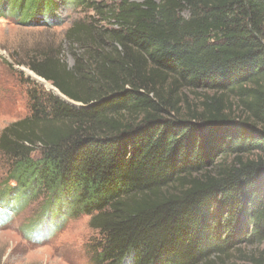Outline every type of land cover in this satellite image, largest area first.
I'll list each match as a JSON object with an SVG mask.
<instances>
[{"label":"trees","instance_id":"trees-1","mask_svg":"<svg viewBox=\"0 0 264 264\" xmlns=\"http://www.w3.org/2000/svg\"><path fill=\"white\" fill-rule=\"evenodd\" d=\"M54 1L5 0L31 26L60 23ZM70 1L87 13L65 35L73 65L29 68L81 107L29 92L0 134V205L44 195L56 230L89 216L96 264H216L255 245L264 264V0Z\"/></svg>","mask_w":264,"mask_h":264},{"label":"rangeland","instance_id":"rangeland-1","mask_svg":"<svg viewBox=\"0 0 264 264\" xmlns=\"http://www.w3.org/2000/svg\"><path fill=\"white\" fill-rule=\"evenodd\" d=\"M0 2L6 9L4 17L0 15L1 134L4 128L29 115V92L43 91L59 96L28 74L43 80L30 70L29 65L46 53L60 58L71 67L72 50L65 35L70 26L85 19L87 13L73 1L55 0L54 13L60 23L31 26L20 24L17 18L8 14V2ZM46 83L52 86L50 82ZM198 94L185 91L183 98L194 106L200 100ZM182 106L186 108L185 103ZM8 168L7 160L0 153V194L5 189ZM9 185H14V182L10 181ZM45 201L46 197L39 195L16 212L0 205V264H96V254L100 251L98 246L103 238L98 231L90 229L89 216L67 217L58 230L50 228L49 219L45 223L39 218ZM262 248L263 245L242 246L214 260L216 264H249V259L258 256Z\"/></svg>","mask_w":264,"mask_h":264},{"label":"bare ground","instance_id":"bare-ground-1","mask_svg":"<svg viewBox=\"0 0 264 264\" xmlns=\"http://www.w3.org/2000/svg\"><path fill=\"white\" fill-rule=\"evenodd\" d=\"M28 74H30L31 77L34 78L35 80L40 81L39 83H41V84L47 86L49 89H51V90L54 91L55 93H58V94H59V92H58L56 89H54L51 85H49L48 83H46V81H44V80H40V79L37 78L34 74H31V73H29V72H28ZM59 95H60V94H59Z\"/></svg>","mask_w":264,"mask_h":264},{"label":"water","instance_id":"water-1","mask_svg":"<svg viewBox=\"0 0 264 264\" xmlns=\"http://www.w3.org/2000/svg\"><path fill=\"white\" fill-rule=\"evenodd\" d=\"M57 90V89H56ZM58 91V90H57ZM60 94V93H59ZM57 96V95H55ZM58 98H60L61 100H63L64 102H66L67 104H69L70 106H73V107H81L80 104H77L73 101H70L68 99H66L65 97H63L61 94L59 96H57Z\"/></svg>","mask_w":264,"mask_h":264}]
</instances>
